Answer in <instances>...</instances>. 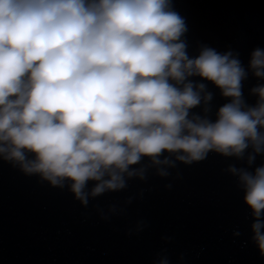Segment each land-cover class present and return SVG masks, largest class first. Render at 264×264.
<instances>
[{
	"label": "clouds",
	"instance_id": "obj_1",
	"mask_svg": "<svg viewBox=\"0 0 264 264\" xmlns=\"http://www.w3.org/2000/svg\"><path fill=\"white\" fill-rule=\"evenodd\" d=\"M186 30L171 0H0V158L52 186L70 181L84 206L144 179L146 167H132L144 157L161 177L210 151L244 158L250 148L251 166L264 154V85L247 106L237 55L203 47L190 58ZM248 68L264 79V49L251 53ZM193 76L231 98L215 122L189 115L212 100ZM228 171L264 255V164Z\"/></svg>",
	"mask_w": 264,
	"mask_h": 264
},
{
	"label": "water",
	"instance_id": "obj_2",
	"mask_svg": "<svg viewBox=\"0 0 264 264\" xmlns=\"http://www.w3.org/2000/svg\"><path fill=\"white\" fill-rule=\"evenodd\" d=\"M171 9L184 19L181 39L190 58L203 47L237 55L248 73L242 99L256 106L251 90L264 79L248 65L251 53L264 49V0H171ZM189 79L212 94L208 105L189 115L215 122L231 98L210 81ZM250 152L237 158L210 151L191 164L177 161L167 177L144 157L132 166L146 167L144 179L130 178L125 188L90 197L86 206L74 197L70 181L52 186L0 158V264H264L252 239V212L228 171L234 166L252 172L264 164L260 154L249 166Z\"/></svg>",
	"mask_w": 264,
	"mask_h": 264
}]
</instances>
